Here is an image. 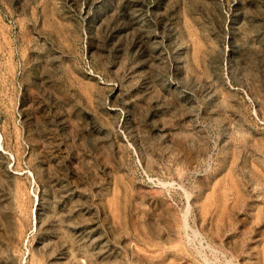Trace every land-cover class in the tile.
<instances>
[{"label":"rangeland","instance_id":"1","mask_svg":"<svg viewBox=\"0 0 264 264\" xmlns=\"http://www.w3.org/2000/svg\"><path fill=\"white\" fill-rule=\"evenodd\" d=\"M237 263L264 264V0H0V264Z\"/></svg>","mask_w":264,"mask_h":264},{"label":"bare ground","instance_id":"2","mask_svg":"<svg viewBox=\"0 0 264 264\" xmlns=\"http://www.w3.org/2000/svg\"><path fill=\"white\" fill-rule=\"evenodd\" d=\"M204 258V257H203ZM238 264V263H237Z\"/></svg>","mask_w":264,"mask_h":264}]
</instances>
